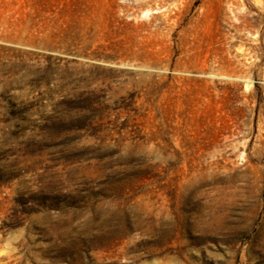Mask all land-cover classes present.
<instances>
[{"label": "rangeland", "instance_id": "374dc122", "mask_svg": "<svg viewBox=\"0 0 264 264\" xmlns=\"http://www.w3.org/2000/svg\"><path fill=\"white\" fill-rule=\"evenodd\" d=\"M0 264H264V0H0Z\"/></svg>", "mask_w": 264, "mask_h": 264}]
</instances>
